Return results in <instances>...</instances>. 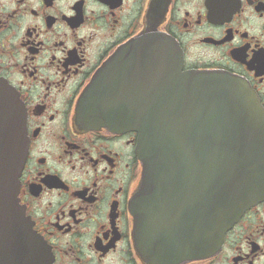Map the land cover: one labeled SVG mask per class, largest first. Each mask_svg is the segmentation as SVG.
Wrapping results in <instances>:
<instances>
[{"label":"flooded vegetation","instance_id":"1","mask_svg":"<svg viewBox=\"0 0 264 264\" xmlns=\"http://www.w3.org/2000/svg\"><path fill=\"white\" fill-rule=\"evenodd\" d=\"M147 27L179 44L184 69L240 76L264 108V0H0V80L24 114L17 201L51 264H149L133 244L129 212L137 134L75 120L93 74ZM112 83L128 92L133 79L118 72ZM168 192L150 195L163 213L179 198ZM180 264H264V201L215 255Z\"/></svg>","mask_w":264,"mask_h":264},{"label":"water","instance_id":"2","mask_svg":"<svg viewBox=\"0 0 264 264\" xmlns=\"http://www.w3.org/2000/svg\"><path fill=\"white\" fill-rule=\"evenodd\" d=\"M125 68L133 83L119 95L110 80ZM77 116L85 128L138 133L142 170L129 212L135 247L149 263L214 255L244 211L264 200V109L256 94L228 72L183 70L179 45L155 29L96 71ZM23 128L17 95L0 80V264H50L17 205ZM167 190L181 196L175 212L150 199Z\"/></svg>","mask_w":264,"mask_h":264}]
</instances>
